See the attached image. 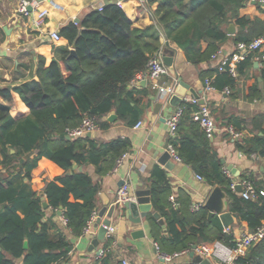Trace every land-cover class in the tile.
Instances as JSON below:
<instances>
[{"label": "trees", "instance_id": "1", "mask_svg": "<svg viewBox=\"0 0 264 264\" xmlns=\"http://www.w3.org/2000/svg\"><path fill=\"white\" fill-rule=\"evenodd\" d=\"M246 1L249 0H190L191 6L188 7L184 0H164L161 5L152 3L150 9L167 37L180 47L195 46L200 40L208 43L203 52L192 58V62L198 64L208 60L227 40L220 24L235 16ZM244 20L247 18H236L241 24L245 23ZM81 25L83 29L79 32L75 24L69 23L61 29L58 39L62 36L67 41L65 47L72 46L76 56L70 55L66 48L58 62L40 57V82L0 87V142L18 146L21 152L37 149L34 158L23 162L28 179L31 178L30 170L41 157H46L61 169L59 175L44 180V196L52 208L63 210L66 226L74 236L83 234L97 209L99 185L88 174L72 170V165L93 162L98 174L104 175L114 168L123 154L128 153L130 142L126 138L99 142L86 135L67 139V130L76 128L85 116L93 118L99 127H107V123L98 122V118L108 113L117 101L130 104V99L138 102L133 92L126 94V100H120L119 94L136 74L146 71L151 51L157 46L153 41L158 39L154 25L144 29L132 28L131 21L116 4L91 11L82 19ZM194 30L196 38L190 37ZM179 35H187L188 38L182 40ZM237 41L250 40L240 36ZM250 58L248 56L240 63L239 70L250 63ZM210 71L201 70L200 78L205 80ZM218 75L231 87L233 79L228 73L220 72ZM261 77L264 79V70ZM260 93L257 84L248 87L249 98ZM146 95L143 91L141 96ZM180 105L185 108L173 141L178 155L207 183L219 186L229 196V209L241 223L246 224L248 232L255 231L264 220L261 189L255 187L258 192L255 199H245L231 188L233 179L225 172L213 148L212 136H206L198 122L192 120L191 111L196 107L183 102ZM17 107L22 111H17ZM29 115L36 120L32 123V130H29ZM20 121L25 122L22 130L14 128ZM251 133V137L236 141V148L247 155L264 157V130L257 129ZM5 157L7 161L3 166L6 171L14 170L10 162L13 154L6 153ZM240 177L246 178L245 175ZM152 191L153 204L167 224V233L163 234L155 220L151 222L150 234L160 254L180 253L193 244L212 240L234 245L232 228L229 227L228 233L224 232L213 217H208L205 206L188 210L190 202L187 199L185 203L181 201L178 208H173L171 203L160 198V194L168 195V189L153 187ZM29 196L15 197L12 183L7 178L0 179V205L3 206L0 211V264H14L13 259L17 258H22L21 264H54L64 260L72 250L73 246L65 236L49 240L44 226L36 231L43 216L42 200L36 194ZM20 207H25L24 217L17 212ZM24 242L28 245L27 252ZM97 264H108L107 256H102ZM235 264H264V236L251 245L245 255L239 256Z\"/></svg>", "mask_w": 264, "mask_h": 264}, {"label": "crops", "instance_id": "2", "mask_svg": "<svg viewBox=\"0 0 264 264\" xmlns=\"http://www.w3.org/2000/svg\"><path fill=\"white\" fill-rule=\"evenodd\" d=\"M163 1L119 0V3H116L131 21L132 28L144 29L154 25L158 39L156 42L153 41L157 46L155 50L151 51V55L161 48L162 60L164 55L172 57V64L166 65L168 74L161 75L156 80L152 81L148 75L139 78L140 73L136 74L124 86L122 93L119 94V99L126 100V94L133 92L139 101L135 102L129 99L130 104L117 101L108 113L98 118V122L107 123V127L98 126L95 130L90 131L89 137L99 142L115 138L128 139L130 142L128 153L112 170L104 175L98 174L93 162L74 163L72 165V170L86 173L93 181L98 182L96 216L103 207L107 206L99 226L106 219L110 221L103 242H100L97 247L91 245L98 230V227L95 226V220L92 222L89 232L74 236L64 222L63 210L62 214H58L59 208L54 209L46 202L44 180H50L59 175L61 169L46 157H41L37 165L30 170L31 178L28 179L25 176L23 162L26 159L34 158L37 149L21 152L22 150L18 146H11L8 143L3 145L0 142V179L7 178L12 183L15 197L24 198L30 197V194H36L42 200L43 216L36 231L44 226L49 240H56L60 236H65L73 246L64 260L54 264H97L102 256H107L108 264H123V261H127L129 264L193 263L188 252L184 251L170 261L164 260L162 262L160 260L156 242L150 234L151 222L155 220L151 214L157 211L164 220L165 229L155 220L163 234L167 233V224L162 213L153 204L154 194L152 190L153 187L166 188L169 193L168 195L160 194L162 200L168 204L171 203L173 208H178L181 201L185 203L184 201L189 199L190 207L188 210H194L193 206L198 208L205 206L208 196L216 185H210L204 178L203 180L198 179L196 177V174H199L197 170L182 159L176 161L170 157L173 163L170 168H166L165 161L160 160L164 152L165 142L175 141L169 129L168 119L176 108L168 111L170 97L166 98L165 95L159 94L157 85L154 86V83L170 86L180 79L190 89L194 90L197 95L195 98L198 99V104L194 106L197 108L199 105H206L214 119L215 129L211 142L220 162L223 161L224 164H230L239 170L238 177H234L229 171L227 174L233 181L239 180L241 175H245L254 187L264 190V157L254 154L247 155L238 150L235 145L236 141L246 136L251 137L252 131L264 130V79L261 77V72L264 70V60L260 58L261 52L258 51L251 55L250 63L245 64L241 70L238 68L236 77L231 76L233 83L231 87L229 86L230 92L226 93L225 87L227 85L225 79L218 75L220 72L216 69V58L210 57L198 64L192 62V58H196L198 52H203L208 43L205 40H200L197 45L184 49L174 40L168 38L163 26L156 22L150 5L152 3L161 5ZM184 3L188 7L191 6L190 0H184ZM16 4L17 0H0V87L40 82V74L38 73L40 57L44 60L58 62L65 54L66 48L69 50V54L70 51L74 50L72 46L65 47L67 41L62 36L60 40H53L49 33L56 31L60 34L61 29L69 23L75 24L80 32L83 29L81 21L85 15L94 10H101L106 5L104 0H42L35 7H47L49 15L46 24L41 28H36L32 23L34 12L27 16L19 15L16 13ZM244 17L247 18L244 20V24L236 21V18L243 19ZM220 27L226 33L227 40L219 45V49L227 53L232 51L236 39L240 36L249 40L264 37V5L252 0L246 1L237 10L236 15L220 24ZM190 37L196 38L195 30ZM179 38L184 40L188 36L179 35ZM201 70L208 72L214 70L210 71V75L207 76L214 89H206L205 81L199 75ZM252 84H257L261 93L257 97L249 98L247 91ZM143 91L147 93L144 97L141 96ZM184 97L194 98L188 90ZM17 111H22L21 107H17ZM110 116H113L112 120H109ZM29 122V130H32V123L36 122L32 115H29ZM18 123L14 128L20 129L25 126L24 121ZM183 123L189 125L188 121ZM229 126L239 132L241 137L233 138L228 130ZM6 153L13 154L10 162L14 170L9 172L3 166V162L7 161ZM224 164L222 163L226 169ZM122 180L124 181L123 184H121ZM123 185H127L129 199L135 197L134 192L136 190L146 189L149 191L152 208L147 218H142L140 223H133L129 219L125 209L120 206L123 201L117 202L118 191ZM237 193L240 194V192ZM171 195L175 198L176 207L172 205ZM43 202L47 203L46 207L43 206ZM224 203V211H229L233 217V222L229 227L232 228L234 237L248 233L246 224L241 223L235 213L229 209V198L225 199ZM112 206L114 209L108 215L109 208ZM2 209L3 206L0 205V211ZM17 212L20 217L26 215L25 207H20ZM212 217L214 222L224 229L218 214L214 213ZM139 230L143 231V236L132 235L133 232ZM23 247L27 252V242H24ZM100 248L102 249L101 255H98ZM103 253L104 255H102ZM7 257L10 258L9 255ZM13 260L14 264L22 263V258ZM209 261L210 264H219L216 260L209 259Z\"/></svg>", "mask_w": 264, "mask_h": 264}, {"label": "built area", "instance_id": "3", "mask_svg": "<svg viewBox=\"0 0 264 264\" xmlns=\"http://www.w3.org/2000/svg\"><path fill=\"white\" fill-rule=\"evenodd\" d=\"M254 2L260 1L264 2V0H252ZM38 3L37 0H17L16 4V13L22 16L30 15L31 12L28 10L29 6H32L34 12V16L32 18V23L34 27L41 28L46 24L47 17L49 15V9L47 7H35ZM119 3V1L117 2ZM53 40L59 39V33L56 31L49 33ZM260 51V58L264 60V37H257L248 42L246 41H237L234 44L232 51L229 53L223 52L221 49H218L211 55V58H216L217 64L216 69L218 72L228 73L232 77H236L238 71V65L243 62L248 56L255 54ZM168 74V68L164 64L162 60V49H157L148 60L146 71L139 74V78H144V75H148L149 78L153 81L156 80L161 75ZM205 87L208 90L214 89V86L210 84L209 78L205 80ZM178 82L175 81L170 86H161L154 83V86L157 85V90L159 94L165 95L166 98H169L175 91ZM225 92L229 93L230 88L228 86L225 87ZM183 103H189L192 105L198 104L197 98H186L182 100ZM181 102V103H182ZM184 106L179 105L176 107L175 111L170 115L168 119V125L170 132L172 134V138H175V132L177 128V124L184 113ZM192 120L198 122L199 126L203 129L206 136L211 137L213 135L215 129V122L212 117L210 109L206 105H199L197 108L191 111ZM98 128L97 123L93 118L85 116L81 123L74 129H68L67 135L70 137H78L83 136L86 132H90ZM228 130L233 138L238 139L241 137V134L235 131L231 126L228 127ZM167 151L174 160L180 161L181 158L177 153L176 145L173 141L168 142ZM126 155L123 154L116 162L119 163L121 158ZM225 172L228 171L225 169ZM196 177L200 180H203V177L200 174H196ZM237 184L241 185V196L245 199H255L258 195L256 188L253 183L248 178H243L239 180L233 181L231 184V188L235 189ZM259 194L264 197V191L260 190ZM130 197L127 193V185H123L118 191L117 202L128 200ZM170 200L172 201V205L174 207L177 206L175 198L173 195L170 196ZM193 209H198L197 206H193ZM96 218V213L94 212L88 221L86 227L84 228L83 233L89 232L90 226L92 222ZM64 222L65 219H64ZM224 232H229V227H224ZM264 236V220L261 223V226L258 227L253 232H248L240 236H236L233 238V246L226 245L219 240H213L211 242L202 243L197 245L194 249V253L198 254L204 258L216 260L219 264H235V260L239 256L245 255L248 248L253 245L255 242L259 241ZM190 249L184 251L189 252ZM180 253H173L172 255L160 254V258L170 261L172 258L178 256ZM101 255V251L98 253ZM123 264H129L127 261H123Z\"/></svg>", "mask_w": 264, "mask_h": 264}, {"label": "water", "instance_id": "4", "mask_svg": "<svg viewBox=\"0 0 264 264\" xmlns=\"http://www.w3.org/2000/svg\"><path fill=\"white\" fill-rule=\"evenodd\" d=\"M38 2H41L42 0H37ZM119 0H104V4H116ZM258 4H263L264 2L256 1ZM28 10L32 12L33 8L32 6L28 7ZM70 55L76 56L75 51L72 50L70 51ZM163 62L165 65L170 66L172 64V57L170 55H164L163 56ZM187 90L194 96L196 97L197 95L195 94L194 90L190 89L187 84L182 82L180 79H178V84L175 88L174 93L170 96L168 100V111H171L172 108L178 107L182 100L184 99V96L187 92ZM160 105V104H158ZM113 116L109 117V120H112ZM86 136H90V132H86ZM66 138L69 139L70 136L66 135ZM168 141L165 142L164 145V152L161 155L160 160L165 161V166L166 168H170V165H172V161L170 160V155L167 151V143ZM223 164L224 162L221 161ZM225 168L227 171H229L234 177H238L239 175V170H237L235 167H233L230 164H224ZM124 181L122 180L121 184H123ZM235 190L237 192H241L242 188L240 184H237L235 186ZM135 197L132 199H128L126 201H123L122 205H120L122 208L125 209V212L127 213L129 219L133 223H140L141 219L144 218L146 219L148 216V213L150 212L152 208V204L150 203V197H149V191L146 189L142 190H136L134 192ZM228 195L219 187L215 186L210 195L208 196L206 202H205V207L208 209V217H212L214 213H217L221 223L224 227H229L230 224L233 222V217L229 211H224L225 209V203L224 200L228 199ZM107 205V204H106ZM43 206L46 207L47 203L43 202ZM114 209V206L109 208L108 215L112 213ZM107 206L103 207L99 212L98 215L95 218V226L98 227L96 235L93 237L91 245L93 247H97L100 242H103L106 236V233L108 231V226L110 225L109 220H104L102 221V224L99 226V223L101 222V217L106 213ZM58 214H62V209L59 208L57 211ZM152 218H154L158 224L161 225L163 229H165V224L164 220L161 218L160 214L157 211H154L151 214ZM139 235L143 236V231L139 230L136 232H133L132 235ZM196 244L191 245L190 250L188 252L189 257L192 259V261L196 264H210L209 259L204 258L198 254L194 253V249L196 248ZM26 247V245H25ZM102 249H99V252ZM98 252V253H99ZM162 262L164 259H160Z\"/></svg>", "mask_w": 264, "mask_h": 264}]
</instances>
